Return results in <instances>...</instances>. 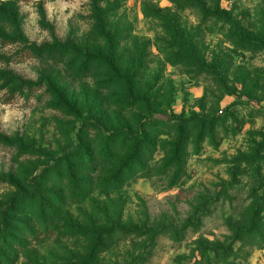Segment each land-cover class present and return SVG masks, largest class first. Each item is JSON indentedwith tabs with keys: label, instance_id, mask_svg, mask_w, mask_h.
Returning <instances> with one entry per match:
<instances>
[{
	"label": "rangeland",
	"instance_id": "374dc122",
	"mask_svg": "<svg viewBox=\"0 0 264 264\" xmlns=\"http://www.w3.org/2000/svg\"><path fill=\"white\" fill-rule=\"evenodd\" d=\"M0 264H264V0H0Z\"/></svg>",
	"mask_w": 264,
	"mask_h": 264
},
{
	"label": "trees",
	"instance_id": "16d2710c",
	"mask_svg": "<svg viewBox=\"0 0 264 264\" xmlns=\"http://www.w3.org/2000/svg\"><path fill=\"white\" fill-rule=\"evenodd\" d=\"M98 10L95 13V18L99 21L102 22L101 16H103L102 11ZM153 17V14H152ZM110 70L117 72V79L115 78L110 79L107 81V87L106 90L110 92V99H113V103L119 106L120 108H128V107H135L139 101L138 95L137 94V75L136 71H133L132 66H116L112 62L109 63ZM133 71V72H132ZM116 90H115V89ZM124 134H116V138L119 139ZM111 140V139H110ZM125 140V139H124ZM108 143V142H107ZM106 146H110V143L107 144ZM117 150H115L116 152ZM109 153H112V150H108L104 155H101V157L108 155ZM103 154V153H101ZM113 154V153H112ZM74 196L80 198L81 200L87 199V195L82 193L81 191L79 192H74ZM124 229V228H122Z\"/></svg>",
	"mask_w": 264,
	"mask_h": 264
},
{
	"label": "water",
	"instance_id": "95a60500",
	"mask_svg": "<svg viewBox=\"0 0 264 264\" xmlns=\"http://www.w3.org/2000/svg\"><path fill=\"white\" fill-rule=\"evenodd\" d=\"M162 118L168 120V116H162Z\"/></svg>",
	"mask_w": 264,
	"mask_h": 264
}]
</instances>
